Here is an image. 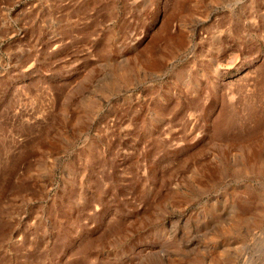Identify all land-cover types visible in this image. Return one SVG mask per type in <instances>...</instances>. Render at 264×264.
Returning <instances> with one entry per match:
<instances>
[{
	"label": "rangeland",
	"instance_id": "obj_1",
	"mask_svg": "<svg viewBox=\"0 0 264 264\" xmlns=\"http://www.w3.org/2000/svg\"><path fill=\"white\" fill-rule=\"evenodd\" d=\"M0 264H264V0H0Z\"/></svg>",
	"mask_w": 264,
	"mask_h": 264
}]
</instances>
